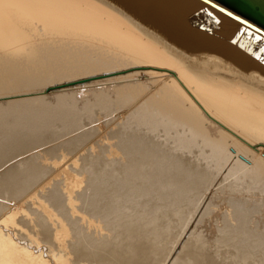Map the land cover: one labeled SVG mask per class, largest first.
Here are the masks:
<instances>
[{
	"label": "bare ground",
	"instance_id": "bare-ground-1",
	"mask_svg": "<svg viewBox=\"0 0 264 264\" xmlns=\"http://www.w3.org/2000/svg\"><path fill=\"white\" fill-rule=\"evenodd\" d=\"M256 254L263 27L216 0H0V264Z\"/></svg>",
	"mask_w": 264,
	"mask_h": 264
},
{
	"label": "rangeland",
	"instance_id": "rangeland-1",
	"mask_svg": "<svg viewBox=\"0 0 264 264\" xmlns=\"http://www.w3.org/2000/svg\"><path fill=\"white\" fill-rule=\"evenodd\" d=\"M212 192H213V191H211V192H209V193H212ZM217 192H218V191H217ZM217 192L214 191L213 193H217ZM206 193H207V194H204V195H205L204 197L207 198L208 196H210V194H208V192H206ZM213 193H212V194H213ZM217 194H221V193L219 192V193H217ZM213 195H215V197L217 196L216 194H213ZM213 195H211V196H213ZM211 196H210L209 198L212 199V201H213V200H214V199H213L214 196H213V197H211ZM218 196H219V195H218ZM215 197H214V198H215ZM232 197H233V196H232ZM234 197H236V196H234ZM237 197H238V196H237ZM203 199H205V198H203ZM210 199H209V200H208V199L206 200V201H207V202H206V203H207V206H208V205L210 206L211 203H212V201H210ZM229 200H230V199H229ZM209 201H210L211 203H210ZM208 203H209V204H208ZM213 203H215V202L213 201ZM247 204H249V203H247ZM210 208H212V206H211ZM211 210H212V209H211ZM222 217H223V216H222ZM217 220H218V219H217ZM220 220H221V219H220ZM220 220H218V222H220ZM172 222H173V221H172ZM216 222H217V221H216ZM159 223H160V222H159ZM173 223H174V225H175V222H173ZM176 224L178 225V223H176ZM202 224H204V223H202ZM202 224H200V225H202ZM172 225H173V224H172ZM172 225H171V227H172ZM174 225H173V226H174ZM177 225L174 226V227L177 228V227H178ZM208 225H209V224H208ZM204 226H205V224H204ZM199 227L201 228V226H199ZM210 227H211V226H210ZM210 227H209V228H210ZM172 228H173V227H172ZM202 228H203V226H202ZM207 228H208V226H207ZM207 228H205V229H207ZM210 229H211V228H210ZM172 230H174V228H173ZM172 230H171V231H172ZM208 230H209V229H208ZM171 231H170V230L167 231V232H170V234H169L170 237H171V235H172V233H173V231H172V233H171ZM176 231H177V230H174V233H175ZM178 231H179V230H178ZM180 232H181V231H180ZM204 232H205V234H204ZM206 232H207V231H203V232H202L203 236L206 235ZM176 233H177V232H176ZM178 233H179V232H178ZM208 233H213V232H212V231H211V232L208 231L207 234H208ZM179 234H180V233H179ZM193 234H194V233H193ZM193 234H192V236H193ZM165 235H168V233H166ZM177 235H178V234H177ZM177 235L175 236V234H174V237H177ZM182 235H183V234H182ZM213 235H215V233H213ZM208 236H209V234L207 235V237H208ZM216 236H218V233H217V235H215V237H213L214 239H213L212 242H211L210 239H209V242H208V240L204 239V240H206V241L210 244V245H209V244L206 243V241H205V243H206L205 245H206V246H207V245L210 246V247H207V248H208V249L210 248L209 251H211V252H212V250H213L214 255H217L216 252H219V254L222 253L223 251H221V250H223V249H221L220 247H222V246L224 245V244H223L222 246H219V248H218V246H217L218 244H217V243H219L218 241H219V240L221 241V239L219 238V240H215ZM220 236H222V235H219V237H220ZM166 237H167V236H166ZM166 237H165V238H166ZM170 237H169V238H170ZM178 237H179V236H178ZM181 237H182V236H181ZM194 237H195V235H194ZM210 237H211V234H210ZM169 238L167 237V240H169ZM183 238L185 239V237H183ZM183 238L179 239V241L182 240ZM187 238H188V237H187ZM189 238H190V239H193L191 236H189ZM204 238H205V237H204ZM174 239H176V238H174ZM223 239H224V238H223ZM163 240H164V239H163ZM167 240L165 239V241H167ZM170 240H171V239H170ZM170 240H169V242H170ZM185 240H186L185 242H187V246H191V247H193V246L195 245V247H197V246L199 245V244H198V243H199V239H197V238L195 239L196 241L194 240V242H197V240H198L197 245H196V243H192L191 240H190V241H191V243H190L189 239H185ZM187 240H188V241H187ZM165 241H164V242H165ZM222 241L224 242V240H222ZM222 241H221V242H222ZM177 242H178V241H177ZM177 242L175 243V246H176ZM221 242H220V243H221ZM182 243H184L183 240H182ZM224 243H225V242H224ZM162 244L165 245V244H168V242H167V243H166V242L163 243V241H162ZM227 244H228V243H227ZM231 244H232V243H231ZM233 244H234V243H233ZM168 245H170V247H171V244H170V243H169ZM172 245H173V244H172ZM178 245H179V243H178ZM178 245H177V246H178ZM219 245H220V244H219ZM229 245H230V244H229ZM166 247L169 249V246L165 245V248H166ZM195 247H194V248H195ZM223 247H225V245H224ZM233 247H234V245H233ZM233 247L231 246V248H233ZM172 248H173V247H172ZM172 248H171V251H173ZM176 248H177V247H176ZM176 248H174V250H175ZM178 248H179V247H178ZM182 248H183V245L181 246L180 250H182ZM204 248H205V247H204ZM207 248H205V249H207ZM211 248H212V249H211ZM227 248H228V247H227ZM227 248H224V250L227 249ZM231 248H230V246H229V249H231ZM234 248H235V247H234ZM234 248H233V249H234ZM205 249H204V250H205ZM220 249H221V250H220ZM235 249H236V248H235ZM177 250H178V249H177ZM218 250H219V251H218ZM178 251H179V250H178ZM226 251H227V250H226ZM236 251H238V250H235V252H236ZM175 252H177V251H175ZM179 252H180V251H179ZM227 252H228V253L225 252V253H226V256H227L226 259L228 258V255H229L231 252H234V250L232 251V249H231V251H227ZM215 253H216V254H215ZM225 253H224V255H223L224 258H225ZM219 254H218V255H219ZM227 254H228V255H227ZM231 254H232V253H231ZM231 254H230V255H231ZM233 254L235 255V253H233ZM237 254H238V253L236 252V255H235V256H237ZM258 254H259V253H258ZM220 255H221V257H223L222 254H220ZM220 255H219V256H220ZM234 255H233V256H234ZM238 255H239V254H238ZM256 255H257V254H256ZM219 256H218V257H219ZM231 256H232V255H231ZM233 256H232V257H233ZM235 256H234V257H235ZM249 256H250V255H249ZM253 256L255 257V255H253ZM253 256H252V257H251V256L248 257V259H247V260H243V262H242L240 259H238V258H237V259L240 260L241 263H244V262H246V261H250V264H256V262H257L258 260H260V259H261V262H262V258H261L260 255H257V256H259L260 258H258V257H257V258H254ZM215 257H216V256H215ZM218 257L216 258L217 260H219V258H220V257H219V258H218ZM237 257H238V256H237ZM224 258H223V259H224ZM230 258H231V257H230ZM239 258H240V257H239ZM253 258H254V259H253ZM223 259L221 258L219 261H221V260H223ZM228 259H229V258H228ZM234 259H236V258H234ZM234 259H230V260L232 261V260H234ZM249 259H250V260H249ZM252 259H253V262L251 261ZM238 260H236L237 262L235 261L237 264L239 263ZM226 262L229 263L230 261H229V260H228V261L226 260L224 263H226ZM222 263H223V262H222ZM230 263H231V262H230ZM232 263H234V262H232ZM236 263H235V264H236ZM258 263H259V262H258ZM258 263H257V264H258ZM262 263L264 264V262H262ZM262 263H260V264H262ZM244 264H245V263H244Z\"/></svg>",
	"mask_w": 264,
	"mask_h": 264
},
{
	"label": "water",
	"instance_id": "water-1",
	"mask_svg": "<svg viewBox=\"0 0 264 264\" xmlns=\"http://www.w3.org/2000/svg\"><path fill=\"white\" fill-rule=\"evenodd\" d=\"M264 28V0H216Z\"/></svg>",
	"mask_w": 264,
	"mask_h": 264
}]
</instances>
